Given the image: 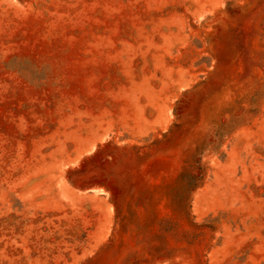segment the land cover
Segmentation results:
<instances>
[{
  "label": "rangeland",
  "instance_id": "1",
  "mask_svg": "<svg viewBox=\"0 0 264 264\" xmlns=\"http://www.w3.org/2000/svg\"><path fill=\"white\" fill-rule=\"evenodd\" d=\"M0 264H264V0H0Z\"/></svg>",
  "mask_w": 264,
  "mask_h": 264
}]
</instances>
